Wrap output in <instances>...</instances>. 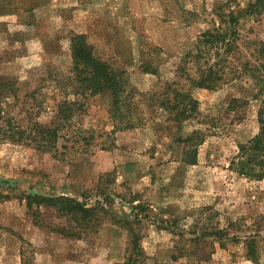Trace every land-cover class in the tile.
I'll return each instance as SVG.
<instances>
[{"label": "rangeland", "instance_id": "1", "mask_svg": "<svg viewBox=\"0 0 264 264\" xmlns=\"http://www.w3.org/2000/svg\"><path fill=\"white\" fill-rule=\"evenodd\" d=\"M255 2L0 0V81L19 87L4 106L56 127L57 105L75 102L58 150L0 141V264H264V180L231 166L259 132L260 102L242 73L264 40ZM231 14L240 36L221 50L223 79L198 87L205 59L185 55ZM77 34L124 73L118 108L110 92L76 91ZM183 94L195 103L184 116ZM234 98L250 103L233 110ZM31 196L86 203L95 217L72 221L40 199L30 210Z\"/></svg>", "mask_w": 264, "mask_h": 264}, {"label": "trees", "instance_id": "2", "mask_svg": "<svg viewBox=\"0 0 264 264\" xmlns=\"http://www.w3.org/2000/svg\"><path fill=\"white\" fill-rule=\"evenodd\" d=\"M264 8V0H256L255 3L249 5V13L254 14L258 9ZM239 19L231 14L230 23L225 30H218L216 33L211 31L204 32L198 37V41L194 51L187 53V58L194 60L205 59V65H200L199 77L195 83L198 87L214 88L218 81L222 80L219 69L217 67L227 60V53H221L222 48L229 50L236 45V40L240 36ZM73 83H75L76 91L86 93H105L110 92L114 97L115 107L123 101L126 79L124 73H116L112 67L102 59L96 57L92 53V48L87 42L84 34H77L73 37ZM211 47H217L218 52L213 56ZM226 47V48H225ZM220 48V49H219ZM257 54L246 55L243 63L244 77L249 78L253 82L251 90L254 92L253 98L260 102L258 108L259 132L256 136L245 143L239 145V153L232 161V170L243 177L254 180H264V40L258 43ZM226 50V51H227ZM216 61L211 63L212 59ZM149 63H144V70L148 71ZM150 72V70H149ZM237 78V77H236ZM74 85V84H73ZM15 81H0V141L9 140L17 144H27L43 151H56L59 148L61 140L60 130L71 122V114H66L65 110L74 105L73 101H65L61 105H57L60 112V124L56 127L44 124L40 121L25 119L12 113L4 106L8 98L16 97L18 90ZM180 95V94H179ZM184 108L181 115L188 114V108L194 107L193 98L188 94H183ZM248 105V98H234L231 107L236 110L241 103ZM165 101L162 106L165 107ZM116 108V109H117ZM72 110V109H71ZM77 138V137H74ZM90 137H84L89 140ZM77 142V141H76ZM29 209L32 210L33 203L36 199H40L47 205L57 207V213L65 216L67 219L88 221L95 217V208L86 203H79L65 197L43 198L40 196H31ZM39 203V202H38ZM65 230V229H63Z\"/></svg>", "mask_w": 264, "mask_h": 264}]
</instances>
